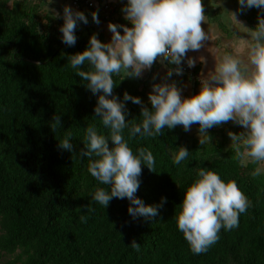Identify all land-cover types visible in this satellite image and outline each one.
<instances>
[{
  "label": "trees",
  "instance_id": "trees-1",
  "mask_svg": "<svg viewBox=\"0 0 264 264\" xmlns=\"http://www.w3.org/2000/svg\"><path fill=\"white\" fill-rule=\"evenodd\" d=\"M43 1L0 0V257L264 264V170L243 134L189 133L97 41L99 12L70 0L66 21Z\"/></svg>",
  "mask_w": 264,
  "mask_h": 264
},
{
  "label": "crops",
  "instance_id": "crops-1",
  "mask_svg": "<svg viewBox=\"0 0 264 264\" xmlns=\"http://www.w3.org/2000/svg\"><path fill=\"white\" fill-rule=\"evenodd\" d=\"M96 1L111 4L116 18L138 28L137 35L122 36L105 18L92 23L126 71L146 81L147 95L165 116L183 120L192 133L231 127L243 134L244 156L258 157L263 171L264 102L259 101L264 97V30L258 4L264 0ZM46 2L66 21L76 16L70 0ZM145 38L179 48L191 72L180 71L172 57L151 51ZM239 90L258 101L251 105L237 96Z\"/></svg>",
  "mask_w": 264,
  "mask_h": 264
},
{
  "label": "built area",
  "instance_id": "built-area-1",
  "mask_svg": "<svg viewBox=\"0 0 264 264\" xmlns=\"http://www.w3.org/2000/svg\"><path fill=\"white\" fill-rule=\"evenodd\" d=\"M71 3L74 8H81L84 9H93L99 11V13L108 20L122 36L126 35H136L138 34V28L134 26L133 24H129L125 21H122L114 16L113 13V6L107 2H97L96 0H71ZM258 11L260 14L259 17V24L264 29V2H261L258 4ZM144 45L147 46L150 50L153 52H162L164 55L174 58L177 63L180 65V69L182 71H187L188 66L184 63L181 51L176 47H160L155 42H152L150 39L146 38L144 39ZM222 88L226 90H230V86L228 84L221 85ZM237 95L246 99L251 104L254 102H257L256 98L244 90H239L237 92ZM261 102H264V97L260 100Z\"/></svg>",
  "mask_w": 264,
  "mask_h": 264
},
{
  "label": "rangeland",
  "instance_id": "rangeland-1",
  "mask_svg": "<svg viewBox=\"0 0 264 264\" xmlns=\"http://www.w3.org/2000/svg\"><path fill=\"white\" fill-rule=\"evenodd\" d=\"M41 7L42 8H44V9H46V11H50L51 13H53V14H55V12H54V10H53V8H52V6L50 5V4H48L47 2H46V0H44L43 1V3L41 4ZM258 17H260V14H259V12H258ZM189 132H193L191 129H189L188 130ZM198 131H195L193 134H195L196 136H198V137H202L203 135L201 134V133H197ZM204 138V137H203ZM240 141V140H238V139H236L235 138V141ZM206 141H208V138H206ZM232 141H233V139H232ZM9 258L7 257V256H1L0 257V264H6V261L8 260ZM16 264H20V263H16Z\"/></svg>",
  "mask_w": 264,
  "mask_h": 264
},
{
  "label": "clouds",
  "instance_id": "clouds-1",
  "mask_svg": "<svg viewBox=\"0 0 264 264\" xmlns=\"http://www.w3.org/2000/svg\"><path fill=\"white\" fill-rule=\"evenodd\" d=\"M97 12H99V11H97ZM100 14V13H99ZM101 15V14H100ZM102 16V15H101ZM102 18H103V16H102ZM119 19V18H118ZM131 24V23H130ZM134 25V24H133ZM135 26V25H134ZM138 32H139V30H138ZM137 35V34H136ZM133 36V35H132ZM146 39V38H145ZM149 39V38H148ZM144 42V41H143ZM157 44V43H156ZM147 47V46H146ZM161 47V46H160ZM179 49V48H178ZM180 50V49H179ZM152 51V50H151ZM181 51V50H180ZM154 53H156V52H154ZM157 54H161V56H162V58H163V56H166V55H164L162 52H158ZM181 56H182V53H181ZM174 59V58H173ZM182 59H183V56H182ZM183 61H184V59H183ZM177 62V61H176ZM184 63H185V61H184ZM186 64V63H185ZM179 65V64H178ZM187 65V64H186ZM188 66V65H187ZM180 68V67H179ZM180 71H182L181 69H180ZM188 71H190L191 72V70H190V68H189V66H188V70L187 71H182V72H187L188 73ZM259 102H261V101H259Z\"/></svg>",
  "mask_w": 264,
  "mask_h": 264
},
{
  "label": "water",
  "instance_id": "water-1",
  "mask_svg": "<svg viewBox=\"0 0 264 264\" xmlns=\"http://www.w3.org/2000/svg\"><path fill=\"white\" fill-rule=\"evenodd\" d=\"M96 39H97V41L99 42V36L98 35H96ZM100 44V43H99ZM162 60V59H161Z\"/></svg>",
  "mask_w": 264,
  "mask_h": 264
}]
</instances>
